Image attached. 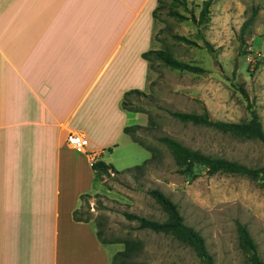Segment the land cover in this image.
Segmentation results:
<instances>
[{"label": "crops", "instance_id": "0c3cea01", "mask_svg": "<svg viewBox=\"0 0 264 264\" xmlns=\"http://www.w3.org/2000/svg\"><path fill=\"white\" fill-rule=\"evenodd\" d=\"M157 7L0 0V264H112V245L74 213L96 195L92 158L119 149L108 113L116 80L151 73L143 55L158 50ZM71 133L88 138V154L67 143Z\"/></svg>", "mask_w": 264, "mask_h": 264}, {"label": "rangeland", "instance_id": "374dc122", "mask_svg": "<svg viewBox=\"0 0 264 264\" xmlns=\"http://www.w3.org/2000/svg\"><path fill=\"white\" fill-rule=\"evenodd\" d=\"M205 1L209 0H186V6H174L172 0H165L164 13L176 11L187 19L162 15L156 19L154 34L158 50L203 69V74L155 63L153 68L149 65L148 75L142 77L138 70L129 79L116 80L122 81L118 88L128 89L127 93L138 90L148 99H136L144 114H127L122 100L118 102V88L114 91L108 113L112 114L111 138H118L119 149L106 146L97 159L113 165L117 172L98 177L96 195L90 199L89 210L84 208L101 238L114 242L108 247L113 255L123 251L126 242H141L142 250L134 260L142 264H201L191 249L175 239L139 231L136 223L124 218L123 213L129 212L153 221L167 220L149 195L151 190L163 192L179 207L185 223L205 239L215 264H249L240 246L238 223L247 227L264 261V181L210 176L202 166L195 168L193 179L181 173L177 160L158 141L168 137L206 156L253 169L264 167L261 142L183 124L171 115L208 113L216 122L244 123L251 119V109L260 116L264 129V0H211L210 13L202 19ZM122 126H140L136 134L146 149L120 132ZM153 157L142 172H125Z\"/></svg>", "mask_w": 264, "mask_h": 264}, {"label": "trees", "instance_id": "16d2710c", "mask_svg": "<svg viewBox=\"0 0 264 264\" xmlns=\"http://www.w3.org/2000/svg\"><path fill=\"white\" fill-rule=\"evenodd\" d=\"M158 3L159 6L153 13V17L155 19H158L162 15L175 18L179 21H184L187 19L185 16L176 11H168L164 13L163 5H165V0H158ZM172 3L174 6L187 5L186 0H172ZM212 4L213 3L211 0L204 2V7L201 12L202 19H205L210 13L209 10ZM252 19L253 17L249 19L246 25L251 23ZM174 38L177 40H184L183 38L177 36ZM143 59L147 61L149 65L151 64L152 68L154 67L155 63H161L170 69L181 72L192 74H203L205 72L201 68L176 60L167 50L149 51L143 55ZM138 98L148 99L145 93L138 90L126 93L122 102L123 110L134 114H144L143 110L140 108L142 105L140 100L139 102L136 101ZM250 113L251 119L244 123L216 122L210 119L208 113H204L202 115L172 113L171 115L183 124L213 128L236 138L257 140L264 145V129L260 116L256 111L251 109ZM138 130H142V128L140 126L127 127L124 129V133L129 135L134 143L146 149L145 144H143V142L137 137L136 133ZM158 141L164 145L175 158V160H177L182 169L181 173L190 176L193 179L196 178L195 168L202 166L206 168L210 176L227 174L247 177L254 182L264 181V167L253 169L236 162L206 156L198 151L188 149L178 141L168 137L159 138ZM154 158L155 157L146 161L143 165L136 166L133 169H128L125 172H131L133 170L142 172L145 167L150 164L152 160H154ZM92 167L97 173L98 177L109 176L111 171L117 172L114 166L108 165L103 161H97ZM149 195L166 215L167 220L165 222L153 221L146 217L129 212L123 213L124 218L130 223H136L137 229L139 231H150L157 235H164L175 239L177 242L191 249L201 264H215L213 256L208 251L205 239L199 232L185 223V219L179 207L168 196L159 190H151L149 191ZM91 198L92 196L82 197L84 202L83 208L82 210L76 211L74 213V220L76 222L90 223V214L88 210L90 207ZM84 208H88V210L86 211ZM97 234L102 244H114V242L103 240L100 236V233ZM238 235L241 249L247 255L249 264H264V261L261 259L258 253L257 244L253 240L247 227L240 223H238ZM141 246V242H126L125 249L114 255L112 264H142L135 262L134 260L138 257L139 252L142 250Z\"/></svg>", "mask_w": 264, "mask_h": 264}, {"label": "built area", "instance_id": "2783aa9c", "mask_svg": "<svg viewBox=\"0 0 264 264\" xmlns=\"http://www.w3.org/2000/svg\"><path fill=\"white\" fill-rule=\"evenodd\" d=\"M67 143L72 146L77 152L88 154L87 148L90 146V142L86 136L79 133H71L68 135ZM102 154H100L99 156H101ZM99 156L96 154L92 158L93 164L97 162V157Z\"/></svg>", "mask_w": 264, "mask_h": 264}]
</instances>
